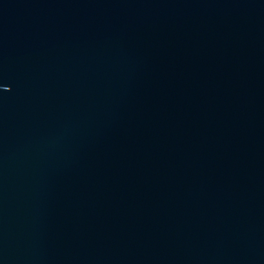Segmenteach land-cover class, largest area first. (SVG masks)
<instances>
[{"label":"water","instance_id":"obj_1","mask_svg":"<svg viewBox=\"0 0 264 264\" xmlns=\"http://www.w3.org/2000/svg\"><path fill=\"white\" fill-rule=\"evenodd\" d=\"M0 264H264V0H0Z\"/></svg>","mask_w":264,"mask_h":264}]
</instances>
